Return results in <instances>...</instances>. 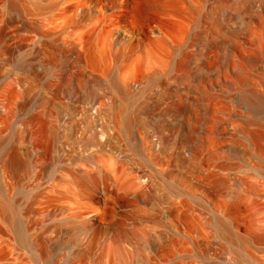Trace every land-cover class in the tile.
Instances as JSON below:
<instances>
[{"label":"bare ground","instance_id":"6f19581e","mask_svg":"<svg viewBox=\"0 0 264 264\" xmlns=\"http://www.w3.org/2000/svg\"><path fill=\"white\" fill-rule=\"evenodd\" d=\"M256 52L264 0H0V264H153L136 135L182 173L210 92L235 91ZM244 192L245 235L243 191L211 222L246 251L234 264H264V180Z\"/></svg>","mask_w":264,"mask_h":264},{"label":"rangeland","instance_id":"374dc122","mask_svg":"<svg viewBox=\"0 0 264 264\" xmlns=\"http://www.w3.org/2000/svg\"><path fill=\"white\" fill-rule=\"evenodd\" d=\"M255 54L258 58L248 69V77L235 80V91L210 92L214 113L204 122L201 140L187 153L182 173L176 166V154L171 157L161 149L157 133L146 130L136 135L141 165L152 169L142 158L153 155L154 159L153 264H234V258L246 254L240 244L237 248L229 231L225 238L220 235L211 219L214 210L234 202V194L243 191L235 226L245 235L249 203L244 190L253 181L264 180V52ZM213 74L206 78L208 82L215 79ZM240 87L254 92L252 103L240 99ZM146 139L153 141V151L144 145Z\"/></svg>","mask_w":264,"mask_h":264}]
</instances>
